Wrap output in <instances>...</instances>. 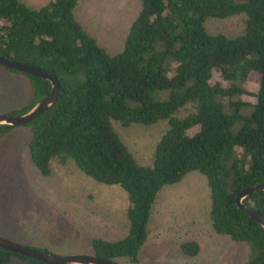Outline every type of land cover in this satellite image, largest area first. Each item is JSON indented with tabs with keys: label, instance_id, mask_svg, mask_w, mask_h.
Segmentation results:
<instances>
[{
	"label": "trees",
	"instance_id": "trees-1",
	"mask_svg": "<svg viewBox=\"0 0 264 264\" xmlns=\"http://www.w3.org/2000/svg\"><path fill=\"white\" fill-rule=\"evenodd\" d=\"M139 1L122 48L108 53L77 19L79 0H49L37 9L0 0V56L60 86L55 104L24 125L29 161L42 178L52 175L53 164H71L91 182L121 191L122 229L116 237L90 238L95 257L138 264L159 194L198 172L208 191L211 235L247 245V264H258L264 230L237 209L235 198L264 184V0ZM237 17L243 29L235 36L207 31L209 20ZM22 75L33 101L8 115L25 113L50 92L49 82ZM253 76L257 86L250 90ZM158 125L147 163L116 130ZM12 128L0 126V139ZM243 205L264 216V193ZM180 250L199 254L195 241ZM38 251L51 254L47 247ZM13 258L45 264L0 249V264Z\"/></svg>",
	"mask_w": 264,
	"mask_h": 264
},
{
	"label": "rangeland",
	"instance_id": "rangeland-1",
	"mask_svg": "<svg viewBox=\"0 0 264 264\" xmlns=\"http://www.w3.org/2000/svg\"><path fill=\"white\" fill-rule=\"evenodd\" d=\"M21 2L37 9L49 0ZM139 10V0H79L76 17L99 46L115 53ZM206 28L209 33L235 36L243 23L238 17L209 20ZM251 74L259 79L257 73ZM29 82L26 76L0 66V115L32 103ZM256 84L253 76L250 90ZM161 129L162 125L116 126L140 163L148 162ZM29 135V129L21 126L0 139V237L36 250L47 247L57 256L92 255V236L116 237L122 229L126 204L121 191L91 182L71 164H53L52 175L42 178L28 158ZM207 195L206 182L198 172L163 189L153 207L149 239L139 252L138 264H247L251 260L247 245L211 235ZM184 241H195L199 254H184L180 250ZM9 264L25 263L13 258Z\"/></svg>",
	"mask_w": 264,
	"mask_h": 264
},
{
	"label": "water",
	"instance_id": "water-1",
	"mask_svg": "<svg viewBox=\"0 0 264 264\" xmlns=\"http://www.w3.org/2000/svg\"><path fill=\"white\" fill-rule=\"evenodd\" d=\"M0 66L5 69H10L18 73L45 80L50 83V92L44 98L34 103L33 106H31V108L25 113L16 116L1 114L0 126L21 127L27 125L39 115L48 111L57 101L60 92V86L53 76L43 73L28 65L17 63L1 56ZM256 193H264V184L256 185L239 192L235 198V204L238 210L248 215L264 230V216L243 205V201L247 197ZM0 249L45 264H115L95 257L94 255L57 256L54 254L44 253L30 247L10 242L1 237ZM258 264H264V259Z\"/></svg>",
	"mask_w": 264,
	"mask_h": 264
}]
</instances>
